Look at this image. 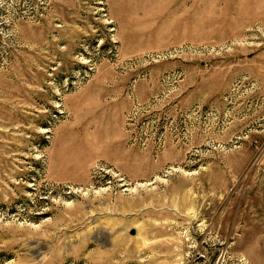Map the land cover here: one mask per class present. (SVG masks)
<instances>
[{
  "label": "rangeland",
  "instance_id": "obj_1",
  "mask_svg": "<svg viewBox=\"0 0 264 264\" xmlns=\"http://www.w3.org/2000/svg\"><path fill=\"white\" fill-rule=\"evenodd\" d=\"M0 264H264V0H0Z\"/></svg>",
  "mask_w": 264,
  "mask_h": 264
}]
</instances>
